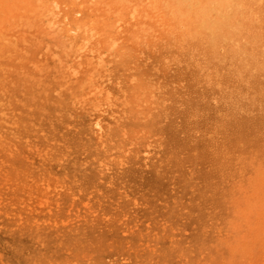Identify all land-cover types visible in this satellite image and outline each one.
I'll return each mask as SVG.
<instances>
[{"label":"bare ground","instance_id":"6f19581e","mask_svg":"<svg viewBox=\"0 0 264 264\" xmlns=\"http://www.w3.org/2000/svg\"><path fill=\"white\" fill-rule=\"evenodd\" d=\"M71 246L264 264V0H0V264Z\"/></svg>","mask_w":264,"mask_h":264},{"label":"rangeland","instance_id":"374dc122","mask_svg":"<svg viewBox=\"0 0 264 264\" xmlns=\"http://www.w3.org/2000/svg\"><path fill=\"white\" fill-rule=\"evenodd\" d=\"M138 247H141V249H140V251H141L143 248H149V245L135 244L133 246V249H136ZM42 248H43V246L41 247V249ZM74 248H76V250H78L79 248H82V247H80L79 245H74ZM69 249L70 250H66L63 253V256L61 258V263L62 264H69V260L75 256V255L71 254L72 246L69 247ZM110 252H111V249L105 250V252L103 253L104 257H102V261H104V262H108L109 261V259H108L109 257L108 256H109ZM20 253H22L21 249H20ZM121 257L122 256L117 255L115 257V259H119L118 262L121 263V264H124ZM90 258H91V255L86 254L81 259H76V260L71 261V264H92V260ZM51 259H52L51 256H44V257L39 258L38 255H36V256L33 255L32 252L29 251L28 247L27 248L23 247V260H24L23 262L25 264H53ZM139 261H142V257L141 256H137L134 260H132L133 263H136V262H139ZM171 263L172 264H185V263H181L180 261H175V262L173 261ZM150 264H158V263L153 261ZM167 264H170V263H167ZM186 264H190V263H186ZM191 264H232V263H230L228 260H224V259H215L212 256V257H208V258H205V259L204 258L196 259V261H194ZM235 264H241V263H235Z\"/></svg>","mask_w":264,"mask_h":264}]
</instances>
